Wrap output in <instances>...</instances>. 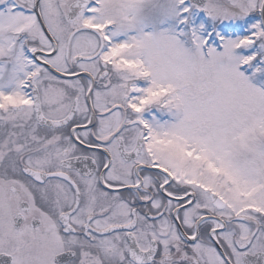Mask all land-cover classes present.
Instances as JSON below:
<instances>
[{"label": "snow or ice", "instance_id": "6c2138e0", "mask_svg": "<svg viewBox=\"0 0 264 264\" xmlns=\"http://www.w3.org/2000/svg\"><path fill=\"white\" fill-rule=\"evenodd\" d=\"M0 264H264V0H0Z\"/></svg>", "mask_w": 264, "mask_h": 264}]
</instances>
